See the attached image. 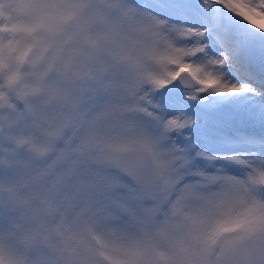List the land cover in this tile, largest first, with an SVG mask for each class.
<instances>
[{"label": "snow or ice", "instance_id": "6c2138e0", "mask_svg": "<svg viewBox=\"0 0 264 264\" xmlns=\"http://www.w3.org/2000/svg\"><path fill=\"white\" fill-rule=\"evenodd\" d=\"M32 15L33 32L63 37L51 54L38 37L35 62L63 71L0 89V264H23L77 207L114 227L116 255L136 264L158 217L264 168V0H33ZM123 26L166 48L131 99L103 60L79 71L101 28ZM27 57L9 58L10 87ZM99 146L116 167L94 166Z\"/></svg>", "mask_w": 264, "mask_h": 264}, {"label": "clouds", "instance_id": "9594fccd", "mask_svg": "<svg viewBox=\"0 0 264 264\" xmlns=\"http://www.w3.org/2000/svg\"><path fill=\"white\" fill-rule=\"evenodd\" d=\"M32 4L33 0H0V55L6 61L0 65V89L6 94L13 88L29 87L37 75L56 78L63 71L62 66H49L47 60H34L38 37L52 41L50 54L63 37L31 30ZM100 32L98 49L86 55L79 71L86 74L97 60H103L131 99L141 81L147 84L148 73L160 72L157 57L166 54L164 42L147 26H123L114 33L101 28ZM23 53L28 57L17 65L22 79L10 87L7 62L9 58L14 62ZM94 150L100 157L94 166H117L102 146ZM236 218L244 219L242 228L220 231ZM137 238L146 247L136 264H264V168L251 169L211 201L158 217ZM120 243L114 227L105 226L99 218L77 207L52 225L44 246L24 256L23 264H128L115 253Z\"/></svg>", "mask_w": 264, "mask_h": 264}]
</instances>
